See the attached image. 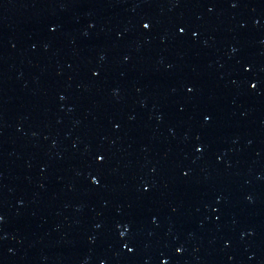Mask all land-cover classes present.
Wrapping results in <instances>:
<instances>
[{
  "label": "water",
  "instance_id": "obj_1",
  "mask_svg": "<svg viewBox=\"0 0 264 264\" xmlns=\"http://www.w3.org/2000/svg\"><path fill=\"white\" fill-rule=\"evenodd\" d=\"M0 264H264V0H0Z\"/></svg>",
  "mask_w": 264,
  "mask_h": 264
}]
</instances>
